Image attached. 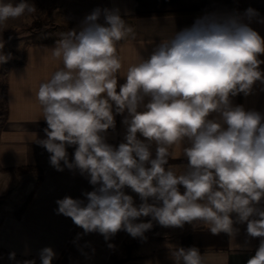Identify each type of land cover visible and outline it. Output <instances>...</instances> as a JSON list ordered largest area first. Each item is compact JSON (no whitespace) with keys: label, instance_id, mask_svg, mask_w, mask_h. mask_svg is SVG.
<instances>
[{"label":"clouds","instance_id":"9594fccd","mask_svg":"<svg viewBox=\"0 0 264 264\" xmlns=\"http://www.w3.org/2000/svg\"><path fill=\"white\" fill-rule=\"evenodd\" d=\"M35 12L27 0H0V28ZM101 14L95 9L78 31L63 33L46 50L63 66L36 92L47 123V138L37 143L51 154V166L78 169L97 186L83 193L87 202L57 200V214L106 241L121 230L143 238L153 221L175 228L199 222L213 235L229 236L238 231L234 223L246 222L248 236L262 238L247 264H264V208L258 207L264 198V114L231 101L249 95L257 81L264 83V61L258 59L264 39L244 19L250 22L259 13L249 8L244 17L198 18L130 65L119 91L117 43L134 39L135 31L118 10L104 9V24L98 22ZM3 47L0 42V64L10 58ZM114 112H127L118 147L106 142L107 131L115 128ZM185 143L188 163L177 174L169 165L170 149ZM68 146H76L71 162ZM126 187L139 195V206ZM141 217L151 219L136 222ZM171 255L174 264H205L196 247ZM15 256L9 253V259ZM55 256L51 247L39 252L41 264H52Z\"/></svg>","mask_w":264,"mask_h":264},{"label":"crops","instance_id":"0c3cea01","mask_svg":"<svg viewBox=\"0 0 264 264\" xmlns=\"http://www.w3.org/2000/svg\"><path fill=\"white\" fill-rule=\"evenodd\" d=\"M12 2L19 3L20 0ZM27 2L34 5L35 13H38L48 6L49 0ZM97 8L102 10L99 23L105 22L104 9L118 10L121 18L135 31L134 39L130 36L117 43L122 60V68L117 73V91L119 85L125 83L124 76L130 65L137 63L140 57L147 58L162 39L191 27L205 15L244 17L247 9H255L258 17L250 22L246 17L244 19L264 39V22H261L264 21V0H60L55 10L64 29L78 31L82 21ZM31 17L27 15L7 22L29 20ZM59 39H36L22 43L19 54H15L17 58L6 71L5 115L0 130V196L15 199L18 205L31 194L32 198L20 217L16 216L15 208L4 211L6 213L0 218V264H23L33 259L36 264H41L39 252L45 247H51L56 253L52 264H112L128 240L133 238L125 230L117 232L107 241L98 232L85 234L70 217L56 212L57 200L69 196L87 202L83 193L97 187L91 185L90 178L78 169L65 167L63 171H57L50 164L51 154L37 143L47 138L44 132L47 123L42 117L36 92L42 82L63 66L46 51L54 48ZM258 59L264 61V54H260ZM260 70L264 73V63L260 65ZM231 101L233 106H243L246 111L255 110L264 114V83L257 81L249 95L240 93L231 97ZM124 115L127 112L123 115L114 112L115 128L107 131L106 142L113 147L124 142ZM186 146L185 143L170 149L169 165L177 174L182 173L188 163L183 155V147ZM75 147L66 148L70 162L74 159ZM25 168H36L39 172L21 170ZM38 178H41L39 184ZM125 194L133 197L136 206L142 203L139 195L130 188H125ZM5 202L9 203V199ZM258 207L264 208V198ZM232 218L235 221V214ZM150 219L141 217L136 222H148ZM233 227L238 230L233 236L226 233L213 235L199 222L175 228L153 221L149 237L164 239L166 254L180 247H196L204 256L205 264H247L262 238L248 236L246 222L234 223ZM11 252L16 253L14 260L9 259ZM166 264H174L173 259Z\"/></svg>","mask_w":264,"mask_h":264},{"label":"rangeland","instance_id":"374dc122","mask_svg":"<svg viewBox=\"0 0 264 264\" xmlns=\"http://www.w3.org/2000/svg\"><path fill=\"white\" fill-rule=\"evenodd\" d=\"M59 3L60 0H49L48 6L43 11L31 14L32 17L29 20H13V22H7L4 28H0V42L4 44L2 51L5 55L10 54L7 62L0 64V130L5 115L6 71L17 58L15 54H19L20 45L30 40L61 38L63 33L69 32L61 26L59 15L55 10ZM7 199L9 203L5 202ZM25 201L18 205L15 199L8 198L6 195L0 196V218L6 210L16 208L15 214L18 213ZM150 235L151 233L147 231L143 238L128 240L122 253L113 259L112 264H166L171 261L169 257L172 255L165 252V240L150 238Z\"/></svg>","mask_w":264,"mask_h":264},{"label":"trees","instance_id":"16d2710c","mask_svg":"<svg viewBox=\"0 0 264 264\" xmlns=\"http://www.w3.org/2000/svg\"><path fill=\"white\" fill-rule=\"evenodd\" d=\"M21 170H25V171H28V170H32V171H36V172H39L38 170L39 169H36V168H25V169H21ZM41 178H38L37 180V184H39ZM31 198H32V194L27 198V200L25 201V203L22 205V207L20 208V210L18 211V213H16V216L17 217H20L26 210L27 206L29 205L30 201H31Z\"/></svg>","mask_w":264,"mask_h":264}]
</instances>
